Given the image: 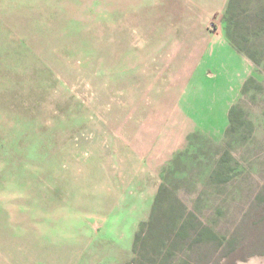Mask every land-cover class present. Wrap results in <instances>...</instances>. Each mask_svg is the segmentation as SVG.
Listing matches in <instances>:
<instances>
[{
    "label": "rangeland",
    "instance_id": "374dc122",
    "mask_svg": "<svg viewBox=\"0 0 264 264\" xmlns=\"http://www.w3.org/2000/svg\"><path fill=\"white\" fill-rule=\"evenodd\" d=\"M228 3L0 0V264H132L152 214L156 263L264 255V0Z\"/></svg>",
    "mask_w": 264,
    "mask_h": 264
},
{
    "label": "trees",
    "instance_id": "16d2710c",
    "mask_svg": "<svg viewBox=\"0 0 264 264\" xmlns=\"http://www.w3.org/2000/svg\"><path fill=\"white\" fill-rule=\"evenodd\" d=\"M235 0H229L228 3V7H227V15L231 12L233 5H234ZM264 15V14H263ZM264 21V19H263ZM226 36L228 38V40L230 41V43H232L231 45L234 46V48L239 52V53H244L246 54L251 60H253L254 62H257V59L252 56L251 54H248L244 49L243 46H240L237 42V36H234L233 32L227 31L226 32ZM261 65H263L264 68V48L261 50L260 52V59H259ZM237 109V104H233L230 106L229 111H228V118L230 122H233L234 119V114L236 112ZM161 192H162V188L160 187L158 189V193L156 195L155 198V202H154V207L155 205L159 202L160 200V196H161ZM154 214H152L150 216V220L149 222H146L145 224H143L138 231H136L135 235H134V241H133V247H132V252L134 257L132 258V264L135 263H139V261L141 259H143V256L146 254H143L142 251H144V253H148L150 251V254L153 256V260H152V264H163L162 260L161 263H156L155 260V255H159L158 251L160 250V240L162 241V238L160 236V233L157 229V222H154ZM173 232V231H172ZM159 237V238H158ZM160 239V240H159ZM169 241H166V248L167 249H171L174 248L177 245V241L171 237L168 238ZM140 244H145V248H141ZM142 249V251H141ZM145 257V256H144Z\"/></svg>",
    "mask_w": 264,
    "mask_h": 264
},
{
    "label": "water",
    "instance_id": "95a60500",
    "mask_svg": "<svg viewBox=\"0 0 264 264\" xmlns=\"http://www.w3.org/2000/svg\"><path fill=\"white\" fill-rule=\"evenodd\" d=\"M240 264H264V255L250 259V260H246Z\"/></svg>",
    "mask_w": 264,
    "mask_h": 264
},
{
    "label": "crops",
    "instance_id": "0c3cea01",
    "mask_svg": "<svg viewBox=\"0 0 264 264\" xmlns=\"http://www.w3.org/2000/svg\"><path fill=\"white\" fill-rule=\"evenodd\" d=\"M220 46L222 47V49H226V51H228L229 54H231L232 51H234V48L232 47V45H230L228 43V41L222 39V44H220ZM236 51V50H235ZM237 52V51H236ZM242 57V56H241Z\"/></svg>",
    "mask_w": 264,
    "mask_h": 264
}]
</instances>
